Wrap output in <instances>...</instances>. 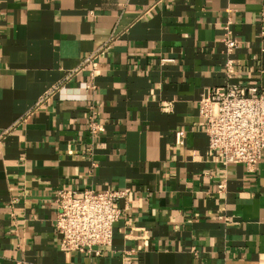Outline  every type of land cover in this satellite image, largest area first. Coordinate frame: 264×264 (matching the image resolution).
<instances>
[{
    "label": "crops",
    "instance_id": "0c3cea01",
    "mask_svg": "<svg viewBox=\"0 0 264 264\" xmlns=\"http://www.w3.org/2000/svg\"><path fill=\"white\" fill-rule=\"evenodd\" d=\"M263 12L264 0H0V264H264V151L252 167L220 161L197 105L212 87H264ZM110 186L130 189L110 246L59 251L55 191Z\"/></svg>",
    "mask_w": 264,
    "mask_h": 264
},
{
    "label": "built area",
    "instance_id": "2783aa9c",
    "mask_svg": "<svg viewBox=\"0 0 264 264\" xmlns=\"http://www.w3.org/2000/svg\"><path fill=\"white\" fill-rule=\"evenodd\" d=\"M222 41L227 51L237 46L227 32ZM93 58L94 55L84 58L82 64ZM223 66L229 74L232 70L230 60H226ZM75 71L67 73L64 80H68ZM58 87L59 83L46 91L36 106ZM197 105L198 115L204 120L206 148L210 153L225 163H243L248 167L258 163L264 151V87L235 83L212 87L200 95ZM86 125L91 136L100 132L96 112L91 106ZM183 139V131L175 130L174 143L183 144ZM129 192L128 187L115 186L99 191L58 188L53 198L56 208L53 218L55 247L63 252H91L98 255L102 248L111 244L113 224L122 214L119 202L125 200Z\"/></svg>",
    "mask_w": 264,
    "mask_h": 264
}]
</instances>
